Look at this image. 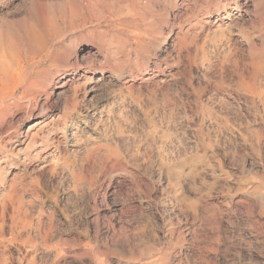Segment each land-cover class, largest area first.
<instances>
[{"label":"rangeland","instance_id":"obj_1","mask_svg":"<svg viewBox=\"0 0 264 264\" xmlns=\"http://www.w3.org/2000/svg\"><path fill=\"white\" fill-rule=\"evenodd\" d=\"M150 132L173 165L187 146L176 188L143 158L90 200L89 156L132 157ZM0 148V264L94 246L93 201L115 215L109 238L140 214L159 237L185 229L195 250L171 264H264V0H0ZM176 193L192 204L184 227ZM49 221L63 233L43 246Z\"/></svg>","mask_w":264,"mask_h":264},{"label":"bare ground","instance_id":"obj_2","mask_svg":"<svg viewBox=\"0 0 264 264\" xmlns=\"http://www.w3.org/2000/svg\"><path fill=\"white\" fill-rule=\"evenodd\" d=\"M30 3L32 6H34L37 3V0H30ZM43 8L46 10V12L51 11L50 4L43 5ZM149 139L150 142L148 146L140 153H138L140 150L139 148L136 151L137 153L132 152L134 153L132 157L131 155L127 156L126 153H124L125 151L123 152L120 146L117 148L114 147L115 149L113 152H98L95 155L89 156L88 167H86L82 172L81 178L84 181L86 185L85 188H87L88 191L94 190L93 193L89 195L90 200L94 194L100 193L101 191L106 192L113 186L114 182L109 180L111 172L114 171L112 169H121L125 165L127 166L128 163H132V161L139 168V166L141 167V165H143V162H141V159L143 158H154V160L161 159V168H165L167 171L170 178V186L174 189L176 188L178 183L181 181V177L185 176L183 173V168L185 167L187 161V146L184 147L182 151L184 155L182 156L179 163L173 165L166 161L165 156L168 155L169 152L165 147L161 148L159 146V142L156 141L154 132L149 133ZM168 140L169 139H162L161 141L168 143ZM154 160L144 163L146 170L152 169ZM135 164L134 166H136ZM117 185L123 186L121 184ZM149 193L150 192H148V194ZM148 196L151 197V194ZM133 198V193L129 191L127 201L131 202ZM175 200H177L180 205V214L185 216L186 221H183V223L181 222V227H184L189 223V209L192 208L191 200L188 196L177 193ZM102 206H104V201L100 204L93 201V203L91 202L90 206H88L84 212L85 223L82 226L85 227V229L83 234H87L84 236V238H87L89 241H91L94 246L88 249L83 247V252H80L76 256L72 257L65 254L67 251H70L69 248H57L55 246H50V248L46 249V247H44L46 250H48L47 254L51 256V258H49V264H171L172 258L183 255V249L186 248L187 252H193L195 250L191 240L185 234V229H183V231H181L179 236L176 238L170 237L167 239L168 237H159L155 232L159 230L161 231L163 224L159 222H153L148 218L147 214L143 217H140L142 215L140 214L139 216L138 212V218L134 216L129 218L127 217L128 219L125 222V226L121 228L117 234L111 238L104 236V228L110 225L109 221L116 218L115 215L108 216L101 214L100 209H102ZM152 210L153 209H151V211ZM92 215L93 218H91ZM81 217L82 215L79 216V219ZM110 227L111 226H109V228ZM61 232L63 233V230L60 229V226L53 224V222L51 223L50 221L45 222L40 226L39 243L43 246L46 245L48 240L52 242L54 241L56 243L60 238L59 235ZM91 232H93V234H91ZM204 255L205 254L200 255V261L205 260Z\"/></svg>","mask_w":264,"mask_h":264}]
</instances>
